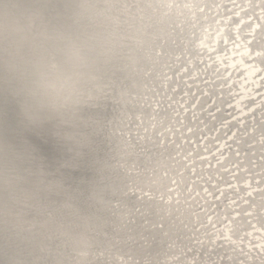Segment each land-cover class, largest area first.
<instances>
[{
    "label": "water",
    "instance_id": "95a60500",
    "mask_svg": "<svg viewBox=\"0 0 264 264\" xmlns=\"http://www.w3.org/2000/svg\"><path fill=\"white\" fill-rule=\"evenodd\" d=\"M53 2L0 49V264H259L264 0Z\"/></svg>",
    "mask_w": 264,
    "mask_h": 264
},
{
    "label": "bare ground",
    "instance_id": "6f19581e",
    "mask_svg": "<svg viewBox=\"0 0 264 264\" xmlns=\"http://www.w3.org/2000/svg\"><path fill=\"white\" fill-rule=\"evenodd\" d=\"M55 7L53 0H15L12 4L11 10H6V15H2L0 12V49L6 56L4 59V66L11 67L15 61H20L25 57L28 59L36 58L37 51L41 48L39 44H30L27 39V31L28 25L32 19L36 18L37 16L43 15L49 7ZM12 35L13 40H9V36ZM10 41V42H9ZM17 64H15L16 66ZM80 75L83 76L85 81L89 82L90 88L94 90L97 94H101V92L107 88H109L112 84L110 81V73L108 72L107 67H100L98 71V75H93L90 72H80ZM76 87V86H74ZM40 111L43 114L48 115L49 117H58V112L55 109L50 108H40ZM184 139V138H183ZM171 140H167L169 143ZM175 154V153H170ZM169 157L168 154L165 155ZM181 156H178L174 159H167L165 161V166L162 168L161 172L169 171L168 173V185L166 187V198L170 197L171 195L176 194V189H174V185L170 184L173 179L175 178L174 175H177L181 168L176 167L175 169L172 167V163L175 160L179 159ZM175 166V165H174ZM192 166H190V169ZM130 181V180H127ZM139 189L137 188V191ZM150 194H147L146 197H149ZM156 199V195L154 196ZM175 201V200H174ZM170 221V220H168ZM99 252V251H98ZM95 254V253H94ZM112 255H115L112 253ZM110 255V257L112 256ZM118 256V255H116ZM128 255L123 256L120 259L126 264H143L135 263V260L128 261ZM152 264V263H150Z\"/></svg>",
    "mask_w": 264,
    "mask_h": 264
},
{
    "label": "clouds",
    "instance_id": "9594fccd",
    "mask_svg": "<svg viewBox=\"0 0 264 264\" xmlns=\"http://www.w3.org/2000/svg\"><path fill=\"white\" fill-rule=\"evenodd\" d=\"M259 247V254L256 255L259 264H264V240L261 241Z\"/></svg>",
    "mask_w": 264,
    "mask_h": 264
}]
</instances>
